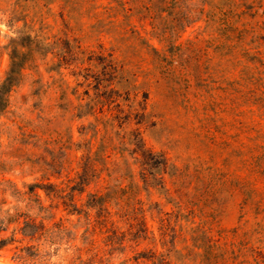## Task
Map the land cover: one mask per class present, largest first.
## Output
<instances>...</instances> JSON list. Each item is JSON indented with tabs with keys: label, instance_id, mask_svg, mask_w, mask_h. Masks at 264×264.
I'll use <instances>...</instances> for the list:
<instances>
[{
	"label": "rangeland",
	"instance_id": "obj_1",
	"mask_svg": "<svg viewBox=\"0 0 264 264\" xmlns=\"http://www.w3.org/2000/svg\"><path fill=\"white\" fill-rule=\"evenodd\" d=\"M14 49L0 264H264V0H0Z\"/></svg>",
	"mask_w": 264,
	"mask_h": 264
},
{
	"label": "trees",
	"instance_id": "obj_2",
	"mask_svg": "<svg viewBox=\"0 0 264 264\" xmlns=\"http://www.w3.org/2000/svg\"><path fill=\"white\" fill-rule=\"evenodd\" d=\"M10 68L4 78V80L0 84V110L4 107L5 104V97L7 93L10 91L11 87L16 83V74L18 72V67L20 64V59L16 53V50H12V53L10 55ZM27 224L30 225L29 231L27 233L23 232V235L26 237H29L31 240L36 239V235L39 231H37L38 225H41V223H35V221H30ZM42 227V226H41ZM32 257V264H44V261L46 260V257H48L47 251H40L37 248L33 246L20 248L18 250V253L16 254V261L18 264H25V262L29 261V259ZM43 258V259H41ZM124 262L123 264H125Z\"/></svg>",
	"mask_w": 264,
	"mask_h": 264
}]
</instances>
